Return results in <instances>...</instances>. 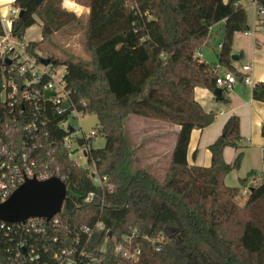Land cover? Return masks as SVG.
<instances>
[{
    "label": "trees",
    "instance_id": "16d2710c",
    "mask_svg": "<svg viewBox=\"0 0 264 264\" xmlns=\"http://www.w3.org/2000/svg\"><path fill=\"white\" fill-rule=\"evenodd\" d=\"M74 1L89 8L85 17L66 8L63 0H14L23 13L14 18L12 34L23 40L26 29L41 20V39L28 40L27 48L38 57L56 60L53 66L63 63L70 100L78 110L97 116L95 127L105 139L102 146H91L87 163L99 176L107 175L112 189L96 183L89 166L70 157L62 144L69 131L59 125L67 112H57L48 102V121L41 130L49 136L43 133L38 150L40 161L59 167L67 183L68 196L57 216L73 227L98 221L104 225L87 243L84 262L264 264V175L243 202L238 199L241 186L226 182L243 158L242 151L232 162L224 157L226 146L241 148L240 117L230 115L209 145L210 165L187 159L192 130L216 117L195 98V87L214 90L220 66L237 68L232 59L234 36L250 28L241 0ZM256 2L264 9V0ZM217 23L222 44L218 62H206L195 52L211 39ZM75 34L84 38L89 60L44 48L46 41L60 44L54 40L57 36L65 41ZM253 96L264 100V81L255 84ZM130 115L179 125L162 177L147 168L127 170L136 150L126 135L125 119ZM90 191L94 197L85 201ZM0 235V264H13L8 240ZM124 236H132V245L140 249L137 260L116 251Z\"/></svg>",
    "mask_w": 264,
    "mask_h": 264
},
{
    "label": "built area",
    "instance_id": "2783aa9c",
    "mask_svg": "<svg viewBox=\"0 0 264 264\" xmlns=\"http://www.w3.org/2000/svg\"><path fill=\"white\" fill-rule=\"evenodd\" d=\"M19 11L20 8L12 4L5 13H1L0 201L7 199L28 178L60 176L59 167L53 168L51 162L40 161L43 157L38 150L43 133L49 136L47 130H41V126L48 121L46 107L49 101L54 103L57 112H67V117L59 123L69 131L63 137L62 144L79 165L87 166L78 161L76 154L80 152L87 162L89 149L97 137L102 136L96 127L82 135L77 134L71 119L86 113L78 110L70 100L64 79L65 66L58 70L57 65L43 63L40 57L27 48L28 40L19 39L12 34L13 20ZM260 12L264 14V9L261 8ZM257 24L263 30L264 18H259ZM217 46L220 48L222 44L218 43ZM195 55L200 58L202 53L197 50ZM7 59L10 60L9 64L6 63ZM252 68V63H244L236 70L220 69L216 84L223 92L230 91L240 82L253 84ZM70 125L73 126V131L69 129ZM78 137L83 138L82 145L78 143ZM91 175L96 183L113 188V183L106 181L107 175L101 177L95 169L91 170ZM60 177L65 181L63 176ZM248 190L246 188L244 193ZM93 197L94 192L90 191L85 201H91ZM103 227V223L99 221L95 225L73 227L56 214L49 219L32 216L23 223L0 221V234L8 240L6 250L11 255L13 264H26L27 261L35 264H86V245L93 232ZM116 251L130 260H137L140 253V249L132 245V236H124L117 242Z\"/></svg>",
    "mask_w": 264,
    "mask_h": 264
},
{
    "label": "crops",
    "instance_id": "0c3cea01",
    "mask_svg": "<svg viewBox=\"0 0 264 264\" xmlns=\"http://www.w3.org/2000/svg\"><path fill=\"white\" fill-rule=\"evenodd\" d=\"M68 0H63L66 8L76 11L78 15L86 16L89 8L78 4L74 0L73 6L67 5ZM248 14L249 32H237L233 41V52L240 55L239 60L234 61L236 67L244 63H252L253 84L240 82L230 91L224 93L222 99L217 100L214 90L205 86H196L194 89L195 98L201 105L210 111L216 112L212 123L203 128H194L191 132L187 159L191 164L207 166L211 164V151L209 145L221 134L223 126L232 114L240 117V131L243 136L240 149L233 146L224 148L226 161L232 162L239 151L243 152V160L239 169L231 170L226 176V182L230 185L236 183L240 178L248 176L242 190L250 189L258 183L264 175V100L256 99L253 96V88L257 82L264 81V29L260 30L257 24L259 18H264L256 0H241ZM14 4V0H0V13H5ZM221 23L212 28V37L201 46V60L206 62H218V43H220ZM40 35V36H39ZM75 34L74 36H77ZM41 38V20L28 27L25 31V40H36ZM38 38V40L40 39ZM220 69H225L223 66ZM152 122V123H148ZM141 135L158 134L159 138L150 139L149 143L138 141L132 159L140 162L141 168H147L153 173H165L170 154L176 139L178 124H173L159 119L151 121H138ZM142 124H146V130L142 131Z\"/></svg>",
    "mask_w": 264,
    "mask_h": 264
},
{
    "label": "water",
    "instance_id": "95a60500",
    "mask_svg": "<svg viewBox=\"0 0 264 264\" xmlns=\"http://www.w3.org/2000/svg\"><path fill=\"white\" fill-rule=\"evenodd\" d=\"M22 13L23 9H20L19 15ZM239 58V53L232 52L233 60L237 61ZM40 59L45 64L56 63V60L47 56H41ZM6 63L9 64L10 60L7 59ZM214 93L217 100L223 98L221 87L217 86ZM69 129L74 130L71 125ZM77 140L80 145L83 144L82 137H78ZM253 189L254 187L251 188ZM67 196V183L58 175L46 179L28 178L7 199L0 201V221L23 223L32 216H43L49 219L61 211Z\"/></svg>",
    "mask_w": 264,
    "mask_h": 264
},
{
    "label": "rangeland",
    "instance_id": "374dc122",
    "mask_svg": "<svg viewBox=\"0 0 264 264\" xmlns=\"http://www.w3.org/2000/svg\"><path fill=\"white\" fill-rule=\"evenodd\" d=\"M38 38H40V37H38ZM38 38H36V40H38ZM54 40L58 41V43H60V44L54 46L52 41H46L45 43H43L46 51H54L55 53L59 54V56L60 55L65 56L67 54H73L74 56L85 59V60H89L91 58V54L88 51H86V49L83 45L84 38H81V36H79V35L72 36L65 41H63V38H60L57 36L54 38ZM38 52L41 53L43 51L38 50ZM56 68L58 70L63 69L64 68L63 63L58 64L56 66ZM142 119L145 121H151L152 118L139 116V115H130L125 119L126 135H127L128 140H129V143L132 147H135V145L138 141L140 142V141H143V139H144L145 142L143 144H146V142L149 143L150 139H156V137L158 136V134H154L153 136L152 135L145 136V135L140 134L141 133L140 132L141 126H139L138 121H142ZM71 122L73 123L74 127L76 128L77 134L82 135L84 132L87 133L91 129H93L96 126L98 119L94 113H86L83 116L73 117L71 119ZM148 123H152V122H148ZM142 125H143L142 131L146 130V128H147L146 124H142ZM159 137L160 136H158L157 138H159ZM104 143H105L104 137L99 136V137H97V140L94 142V145L95 146H98V145L102 146ZM76 157H77L79 162L86 164L87 166H89L90 170H93L94 167H92V165L90 166L87 164L86 158L84 156H82L80 154V152L78 154H76ZM242 160H243V158H242ZM140 166H141L140 162H136L135 159L134 160L132 159L130 164L127 166V170H129L130 172H135L138 168H140ZM240 167H241V165L239 166V168ZM239 168H235V169H239ZM155 174L158 177H162L164 175V173H161V172H158ZM245 182L241 183L240 179H239L236 183L240 184L243 187ZM245 197H246V194L244 193V190H243L242 195L239 196L238 199L240 202H243Z\"/></svg>",
    "mask_w": 264,
    "mask_h": 264
}]
</instances>
